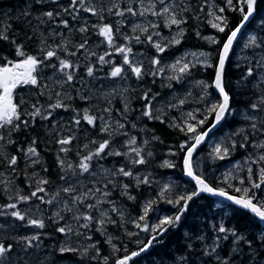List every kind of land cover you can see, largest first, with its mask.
<instances>
[{
	"label": "snow or ice",
	"instance_id": "obj_1",
	"mask_svg": "<svg viewBox=\"0 0 264 264\" xmlns=\"http://www.w3.org/2000/svg\"><path fill=\"white\" fill-rule=\"evenodd\" d=\"M45 0H35V4L44 5ZM159 5V7H158ZM205 5H209V0H203L200 5V11H204ZM226 6L233 11H238L241 14V19L239 23L232 29H229V34L227 39L223 42L222 48L218 51V59L215 65L210 62V54L205 52H191L185 53L180 58L176 59L171 64H163L161 54L165 53L167 49L174 45H180L181 41L186 32V28L183 27L187 23L188 17L185 13L190 11V5L180 3L179 0H149L147 6L144 4V0H140L139 9H135L132 6H128L120 9L118 3H113L111 7L104 8L103 5L96 6L91 3V0H70L66 7L61 8L58 11L47 10L41 12L35 19L37 21L36 25H32V14L31 5L26 8L21 15L24 17V23L28 24L29 29L32 31L31 35H28L26 39L32 40L34 37L38 40L37 53L29 54L24 50L25 45L18 42L15 35H12V24H0V41L9 42L14 46L15 56L18 59L9 60L7 57L0 55V142H6L7 144H15L16 141L11 138L12 133L19 132L21 127L27 129L31 121L35 124L36 118L39 117L41 120L47 121L53 116V111L56 109L67 110L71 107L70 104H66L64 101H71L73 97L69 92L66 91H56L55 92V102L47 105V110L43 105H40L39 101L31 104V111L25 112L22 109V105L26 102L21 98L19 102L16 100V90L23 85H40L42 80L52 81L55 86H59L60 89H64L65 85H72L74 80L77 79L76 73L81 67L79 62H74L71 59L61 57L59 53L62 51L67 56H76V53L82 49H86L88 46L87 39H84L82 43L76 45V51H70L67 47L69 41L63 38V33L56 32L54 30H47V36H45L43 31H39L41 25H44L51 21L56 24L57 27L63 26V28H69L68 19H59L57 23V18L64 14H67L73 21L79 19V14L81 11L90 13L92 16L98 17V19L103 20V12L107 11L109 14H114L117 17H124L125 13L131 16L146 17L151 14L153 17H157L163 20L166 27L171 28L176 26V34L170 39L161 40L160 33L155 31L158 27L157 24L149 21L146 24L135 23L132 26L133 33H140L145 35L146 43L150 44L156 51L157 55L153 56L149 62L148 66L145 67L143 61H138L132 59L133 49L128 44H123L119 46L115 45V35L120 31L116 28L115 31L113 26L108 23L91 25L87 22L82 24L76 31L79 33H87L89 27L98 31V34L104 38L107 42L109 48L113 49L116 53L122 55L123 60L121 64H114L111 59H105L106 56H111V52H105L98 56V64L103 67L104 65L110 66V71L107 73L105 78H119L125 80L130 71L131 75L134 76L138 81H142L145 76L153 77V83H155V77L161 76L165 73V69H170L171 73L166 77L169 81L167 85L168 88H172V81L177 83L184 80V78L191 74L192 69L196 68L197 65H203L205 67H214L215 76L212 85H208L205 81H197L196 84L205 90L210 86L214 87L220 100L211 103L205 111L204 119L198 120L195 124L188 123L184 124L173 123L170 126L178 128L180 131H185L186 135L191 133L192 135L189 139L182 142L179 147L183 151L186 149L183 164L186 175L195 181L196 190L191 191L186 195H181L175 204L179 205L176 209L175 215H166L158 220V223L149 226L148 224H143L142 222L146 220L148 214L152 209V205L155 201H149L143 205V214L138 218L131 220L137 228H140L144 232H149L150 235L146 242L137 241L139 245L138 250L127 252L125 249V254L122 257H118L114 260V264H129L134 257L140 256L142 253L150 249L155 243L158 242L159 238L166 234L172 229H176L184 216L187 214L191 202L198 198L201 194L207 193L215 196L224 198L225 200L231 202L232 205L240 208L243 211L250 212L256 218H258L262 223H264V200L259 199L255 195L254 190L261 189L264 185V139H257V135L264 137V38H260L258 35H251L243 45L244 48L259 49V55L254 57L253 60L249 61L245 68V71L241 77L235 81V88L237 90H250L254 94V99H251L246 107L249 109L245 113L244 119L248 121V127L250 132H245L244 128H240L237 133L232 135H243V141L239 143L240 148H247L249 144L254 148L259 150V154L255 159L249 155L246 158V163L250 162L248 167V177L250 181V187L236 188L237 192H242L243 195L230 196L223 188H213L210 186L201 175H196L193 171V153L196 152L197 147L205 141V139L222 123L226 122L230 116L233 115V109L231 106L232 96L229 91L226 90V86L231 83L227 79V69L226 62L229 60L230 52L233 50L234 42L237 40L238 35L243 31V29L252 22L258 10V0H226ZM115 9V11H113ZM217 11L220 15H217ZM225 12V7H218L215 5H209V11L207 15L212 17L209 20L211 27L217 29L218 32L224 33L226 28H228V19L223 15ZM47 18V19H45ZM198 18V17H197ZM17 21L20 17H16ZM118 23H123V21H118ZM257 31L264 32V18H260L257 21ZM60 35L62 37L61 43L49 44L48 40L52 37ZM195 36L200 39L210 41L213 44L219 43V41L214 36H202L199 30L195 31ZM154 37L156 39H154ZM124 40H135L136 43H141V35L137 34L134 36L124 35ZM191 56L193 60L189 61L186 59L187 56ZM90 56H96L95 52H89L85 59L87 60ZM203 57V59H201ZM55 58L58 61L57 64L51 63ZM247 59V58H245ZM127 66V71L125 69ZM239 67V65H237ZM45 68H51L53 76L43 77V71ZM96 65L86 64L85 71L87 77L95 78ZM83 82V78H80ZM249 85L251 88L249 89ZM87 87V85H84ZM49 88L48 84L43 85V89L47 90ZM42 90L40 95H44L45 91ZM130 89L125 87L119 91V95L127 100L125 93L129 92ZM134 91V90H133ZM117 94V89L113 88L109 93L104 95L105 99L109 96ZM77 95L82 100H90V95H85L82 91L77 90ZM160 93H153L152 89L142 91L139 99L144 101V106L141 111L142 117H147L150 120H160L163 121L161 115H157L154 112L156 107L155 101L160 97ZM191 95V93H189ZM49 100L53 99L52 94L49 92ZM205 97H201L204 99ZM111 104V101H108ZM185 99H179L177 103L169 102L166 106L170 108L177 107L178 105H183ZM77 112L75 116L72 117V123L75 126H79L81 119L87 122V124L96 127V121L99 119L100 127L99 131L108 136L107 139H102L99 142L92 139L90 143L95 147L89 149V145H83L86 150V154L81 155L77 152L79 157L78 163L75 165L72 162H68L66 158H62L60 153H64L65 157L68 152L71 151L68 145L75 139L74 136L68 135L66 137H61L55 142L60 145L59 152L57 153L56 160L58 167L61 172L64 173L60 176V180L66 182L67 186L58 188L55 193L49 194L47 191V185L50 181L46 178L39 177L38 174L33 171L31 176L24 171L25 182L29 187L33 186V178H35L34 190L28 195L21 194V190L14 186L13 180L10 178L12 174L19 175L17 172V164L19 157L17 155H5L0 156V163H5L6 167L10 169V172H0V185H3L6 191L15 188L12 195L8 196L9 203L0 205V216L2 217H12L15 220L24 222L23 226L33 227L35 229H45L46 223L45 219L50 221L52 224H59L60 221L65 220V215L63 213H68L70 215V220L77 223V227L73 228L71 223L65 222L62 226L55 229L56 232L64 234L68 237L61 246L58 248L60 253H79L82 257H88L90 260H96L100 257V248L98 243H92L88 246H71V235L77 237L82 236L84 233L81 229H90L93 224L96 226V231L100 232L102 236H106V243L112 245L113 253L120 251L119 248L113 243V237L108 234L106 225H117L119 224L116 219H113L110 213L115 214L120 217L123 221L125 216V209L122 206L117 205V201L112 199V191L118 190L122 197H126L128 200H135L136 197L131 194L130 189L132 185L130 183H123L117 179V177L132 178L135 181V186L139 187L140 184H149L151 181L147 176L143 179L138 174L133 172V167L136 165H145L147 163L146 157L143 154L142 147H137V137L128 136L126 130V125L130 124L131 128L135 129L137 123L130 121L128 119L129 113L132 111L128 102L124 103L123 111L120 112L124 122L121 120H113L111 117L112 108L106 107L102 111L108 113V119H105L104 115L96 116L90 113L89 108L83 109V115ZM157 111L162 112L163 107L157 109ZM199 111V109H197ZM26 114L29 119H23L22 115ZM209 115L213 116L211 124L204 130L198 131V126L205 125L208 122ZM187 116L192 120H195V116L192 112L187 113ZM56 127L55 122H53V128ZM123 136L128 137L124 140L123 146L127 149L126 151H121L118 148H113L115 143V137ZM250 137H253L250 139ZM231 139V137H229ZM153 140H159V137L153 135ZM191 141V143L189 142ZM144 145L149 143L145 140ZM37 141L34 138L31 144L27 148L18 149L23 153L24 157L30 161L31 165L42 164V157L37 151L36 147ZM237 147V142L235 139H231L230 146H223L222 144H217L213 149L214 158L220 160L225 159L235 151ZM171 154V153H170ZM108 156L115 157H125L127 160L128 167L121 165L114 168H105L102 164H99V160L104 159ZM147 156L151 157L152 152H147ZM35 159H32V158ZM97 161V166L93 168V161ZM251 164H260L258 170V181H253L252 175L253 170L250 166ZM162 166L168 168L173 167L168 160L163 162ZM47 167H43V171L47 172ZM71 172V179L69 178L68 172ZM89 174L92 177V186L87 187L80 183V178L83 174ZM100 176L103 182L97 180V176ZM243 183V180L241 181ZM165 189L169 188V185H164ZM111 189V190H110ZM61 193L65 194L61 198ZM35 198L39 201L36 208L39 210L40 204L53 205L54 203L62 205V207L57 208L56 211L52 212L47 218L41 213L39 216L34 217V213L31 208L21 211L18 205L22 202H28ZM14 201V202H11ZM94 201V202H89ZM172 204V200L167 201ZM109 205L108 209L102 207V205ZM81 208L84 211H81ZM215 210L221 215H226L232 211V208L220 201L216 204ZM94 213H96L94 215ZM83 221V223H80ZM4 226L0 224V229ZM216 235L213 239L211 245H205L202 251L195 253L193 246L191 244L186 245L190 250L189 256H181L179 259L182 264H209V261H213L214 264H264V232L253 235L249 238V235L238 232L235 228H227L223 223L215 229ZM223 234V235H220ZM43 233L36 231L33 234L13 237L15 243H5L0 239V264H31L32 257L28 256L29 249H40L42 246ZM128 235H133V233H128ZM138 235V234H136ZM231 237V243L228 249V254L222 256L220 254V249L222 248L221 241H229ZM91 240V236L87 237ZM197 239L203 241L205 238L203 236L197 237ZM19 245L21 251L24 255L12 256L16 246ZM90 249L94 251V255L90 254ZM28 257L25 259V257ZM109 256H103L102 259L104 264H107ZM39 261V257L36 258ZM39 264H43L40 261Z\"/></svg>",
	"mask_w": 264,
	"mask_h": 264
},
{
	"label": "trees",
	"instance_id": "obj_2",
	"mask_svg": "<svg viewBox=\"0 0 264 264\" xmlns=\"http://www.w3.org/2000/svg\"><path fill=\"white\" fill-rule=\"evenodd\" d=\"M69 2L70 0H45L44 5H37L35 4V0H0V24L11 23L13 29L11 34L15 35L18 42L25 45L24 50L27 53L36 54L38 51V40L35 37L32 40L26 39L28 35L32 34V31L29 29L28 24L24 23V17L21 13L28 8L29 5H31L32 7L30 10L32 14V25H36L37 21L35 18L41 12L47 10L58 11L61 8L66 7ZM166 2H168V0H166ZM179 2L190 5V11L185 13L188 17L187 23L183 25V27L186 28V32L180 45H174L167 49L165 53L161 54L162 65L170 64V61L174 57L180 56L183 52L185 53L196 50L209 53L210 62L215 65L218 59V51L222 48L223 42L227 39L229 29L234 28L239 23L241 14L238 11H233L228 8L226 6V0H209V5L225 7L223 15L227 17L229 27L226 28L224 33H220L217 29L212 28L209 23V20L212 19V17L207 15L209 5H205L203 12L200 11V5L203 3V0H179ZM91 3L98 7L103 5L105 9L111 7L113 3H118L121 10L128 6H132L135 9H139L140 7V0H91ZM148 3L149 0H144L145 6H147ZM234 3H236V0H234ZM113 11H115V9ZM103 15L104 19L100 20L98 17L92 16L90 13L81 11L79 19L76 21H73L67 14L57 18V23L59 19H68L69 28H63V26L57 27L56 24H53L51 21L40 26L39 31H43L45 36H47V30H54L56 32L63 33V38H66L67 41H69L67 47L70 51H76V45L82 43L84 39H87L88 46L86 49L78 51L76 56L66 57L64 52L61 51L59 53L61 57L71 59L74 62H79L81 65L76 73L77 79L74 80L72 85H65L63 90L60 89L59 86H55L52 81L48 80H42V83L36 86L23 85L16 90V100L19 102V100L23 98L26 103L22 105V109L25 112L31 111V104H34L37 101H39L40 105H43L45 109H47L48 104L55 102L56 91H66L71 94L73 99L71 101L65 100L64 102L66 104H70L71 107L67 110H54L53 116L47 121L41 120L37 117L35 124H32L30 121L27 129L22 126L19 132H14L11 135V138L16 141L15 144L0 142V156L17 155L20 158L16 166L17 172L20 174H12L10 178L13 180L14 186L21 190V194L28 195L35 187V178H33L32 187H29V185L25 182V176L23 174L24 171H27L29 176H31V173L35 171L39 177L48 179L50 183L47 185V191L49 194L55 193L58 188L66 185V182L60 180V176L64 173L61 172V169L57 164L56 156L59 152L60 145L55 141L68 135L75 137L71 144L67 146L71 149V151L67 153L66 157L64 153H60L62 158H66L68 162H72L75 165L79 161V157L76 153L80 152L81 155L86 154V150L83 148V145L88 144L89 149H92L95 147L90 143L92 139L99 142L102 139L108 138L106 134L99 131V119L96 121V127L87 124V122L83 119H81L79 126H75L72 123V117L75 116L77 112H74L73 109H76L82 116L83 109L89 108L91 114L96 116L104 115L105 119H108L109 114L104 113L102 110L106 107H111L112 119L124 122L120 116V112L123 111L124 103L128 102L130 108L132 109L128 115V119L136 122L137 127L133 129L130 124H127L126 130L129 137H137L136 146L142 147L143 154L147 160L145 165H136L132 170L135 174H138L141 179L147 176L151 183L140 184L139 187H136L135 181L132 178L117 177L119 181L123 183H130L132 185L130 191L131 194L136 197L135 200H128L126 197H122L118 190L112 191L111 198L117 201L118 206H122L125 209V216L123 221H121L120 217L111 213L114 219L117 220L118 225L122 223L123 226L114 225L112 230L110 226L106 225V228L108 234L113 237V243L120 249V251L113 253L112 245L106 243L107 237L102 236L100 232L96 231V226L93 224L90 229H81L84 233L82 236L77 237L74 234L71 235V246L82 247L99 242L98 247L100 248V257L96 260H90L88 257H82L79 253H60L58 248L66 239H68V237H65L64 234L56 232L55 229L62 226L66 220L71 223L73 228L77 227V223L70 220L71 214L63 213L65 217L69 218H65V220L60 221L59 224H52L50 221L45 219L46 228L43 231H40L43 233L41 237V248L28 250V256L32 257V261L35 262V264H39L40 261H43V264H104L102 259L103 256L110 257L107 264H114V260L116 258L122 257L125 254V249L128 253H130L131 251L138 250V240L143 242L147 241L150 233L140 231L139 228L130 222V218L132 216H134V218H138L143 214V205L145 203L155 201L152 205V209L154 210H151L146 220L142 222V225L146 223L151 226L156 224L154 221H158L166 215H175L176 209L179 207V205L175 204V201L181 195H186L191 191L196 190L194 183L186 177L184 169L183 158L186 149L182 151L179 147V145L186 139H189L192 134H185L186 126L185 131H180L178 128L171 127L170 125L173 123H180L183 125L185 121L195 124L198 120L204 119L205 113L201 114L200 119L195 120L189 118L187 113L190 112L189 107L192 105H196L201 108V105L204 104L203 99H201V97H204V92H201V88H199L196 82L205 81L208 85H212L215 76V68L197 65L196 68L192 69L191 74L186 76L181 82L177 83L172 81V88L165 86L169 83L166 77L172 74L171 70L167 68L165 69V73L163 75L155 77V83H153V77L151 76H145L142 81H138L131 75L130 71H128V75L125 80H121L119 78H105L107 73L110 71V66L106 64L101 67L98 64V56L104 54L105 52H111V56H106L105 59H111L114 64L118 65L122 63V55L109 48L107 42L98 34L97 30L89 27V31L87 33H79L76 29H78L85 22H87L89 26L108 23L113 26L114 31L116 28H119L120 31L115 35L114 46L128 44L133 49L134 55H132L131 58L143 61L145 67H147L149 60L153 56L157 55V53L150 44L144 42V34L132 32V26L135 23L146 24L149 21L161 24L163 23V20L153 17L151 14H148L146 17H133L130 14L125 13L124 17H117L114 14H109L105 11L103 12ZM217 15H220L218 11ZM16 17H20V20L17 21ZM260 18H264V0H258L257 13L252 22L248 23V25L244 28L234 52L226 65L227 79L231 82L226 86V90H228L232 96L231 106L233 109V115L219 126L214 133V136L220 135V137L224 139V146H230L231 139H235L237 147L235 151L231 152V154L223 160L214 157L213 160L206 158L203 169H198L194 166L196 173L201 175L212 187L216 189L223 188L228 193L240 196L243 195V193L237 192L235 190L236 188H243V183L250 187V181L247 179L249 175L248 168L247 172L242 169L244 177H232L227 175L225 172L223 174V172L219 171L218 167L222 162H227L229 160L233 162L239 158H243L244 156L251 155L255 151L250 144L247 148H240L239 143L243 141V135L232 134L237 133L240 128H244L245 132L251 131L248 127V121L244 119V115L249 111L246 105L251 99H254V94L250 90H237L234 82L241 77L249 61L259 55V49H246L243 47V44L245 43L247 35L255 34L259 37H264V32L257 31V21ZM121 20L123 23H118V21ZM172 27L176 28V26ZM157 28H159V30H168L166 27L163 28L162 25H158ZM159 30L155 29V31ZM196 30H199L202 36H214L219 43L213 44L210 41L200 39L195 36ZM137 34L141 35V43H136L134 39L125 41L123 38L124 35L134 36ZM175 34H172L169 39ZM159 38L161 40H166L163 37ZM154 39L156 38L154 37ZM61 42L62 37L60 35L52 37L48 40L49 44ZM89 52H95L96 56H90L86 60L85 57ZM0 55L7 57L9 60L18 59V57L15 56L14 46L9 42L0 41ZM51 63L58 65V61L55 58H53ZM88 63L96 65L97 70L95 72V78L87 77L86 75L85 65ZM237 65H239V67H237ZM125 69L127 71V66H125ZM42 75L43 77L53 76L52 69L45 68ZM80 78H83V82ZM44 84L49 85L47 90L43 89ZM84 85H87V87H84ZM125 87L130 89L129 92L124 94L125 97H127V100L118 94L119 91ZM113 88L117 89V94H113L112 96H109L108 99H105L104 95L109 93ZM149 88L152 89L153 93L159 92L161 94L160 97L157 98V101L154 102L156 105L154 112H156L157 115H161L164 122H161L160 120H150L147 117L141 116L144 101L140 100L139 97L142 95L143 90H147ZM250 88L251 85H249V89ZM207 89L214 94L217 101L220 100V97L217 96V93L212 86ZM42 90L45 91L44 95H40ZM77 90L82 91L85 95H90L91 99H80L77 95ZM49 92L53 96L52 100H49L48 98ZM189 93H194L196 98H194L195 95L192 96L189 95ZM179 99H185L186 102L183 105H178L174 108L166 106L169 102L177 103ZM109 100L111 101V104H109ZM161 107H163V111H157V109H160ZM117 110H120V112ZM22 118L30 120L26 114H23ZM212 119L213 116L209 115L208 122L205 125L198 126L197 130L204 131L211 124ZM53 122L56 124L55 128H53ZM153 135L159 137V140H153ZM229 137H231V139ZM34 138L37 141V151L42 157V164H36L33 166L18 149L27 148ZM126 138L128 137H115V143L112 147L118 148L121 151H126L127 149L123 146V142ZM252 138L253 137H250V139ZM255 138L264 139V137H260L259 135ZM145 140L149 141L147 145H144L143 143ZM189 142L191 143V141ZM204 149L205 147L201 146L197 150V154L201 153ZM149 151L152 152L151 157L147 156V152ZM32 159L35 158L33 157ZM165 160H168L171 164H173V167L168 168L166 166H162ZM99 164H102L105 168H114L121 165L128 167L127 160L123 156H108L99 160ZM253 165H255V167L252 168V179L253 181H258L259 164ZM253 165L251 164L250 166L252 167ZM44 166L47 167V172L43 171ZM96 166L97 161L94 160L93 168L95 169ZM0 172L8 173L10 172V169L6 167L5 163H0ZM68 175L71 179L70 170ZM97 180L103 182L99 175L97 176ZM168 180H172L177 184L171 188L165 189V181ZM242 180L243 183H241ZM80 183L82 185L88 183L92 184V177L85 173L80 178ZM14 191L15 188L6 191L3 185H0V205L9 203L10 201L8 200V196L12 195ZM254 191L255 193L260 194L264 199V185H262L261 189ZM62 195L63 193H61V198L63 197ZM168 200H172L173 203L169 204L167 202ZM30 202H32L31 204L34 203V207L31 205H28L27 208L22 207L23 204H30ZM217 203H219V201L216 198H212L205 194L196 198L193 202H191V206L187 214L184 216L180 225L176 229H172L162 235L158 242L150 247L148 251L142 253L138 257H134L129 264H182L179 259L181 256L194 254L190 253V250L186 247V245L191 244L195 253L202 251L205 245H211L215 235L217 234L213 227L215 224L218 227V223H220L223 219L227 228H235L238 232L249 235V238L255 234L264 232V225L250 212L243 211L234 205L228 204L232 208V211L226 215H221L215 210ZM38 204L39 201L33 198L31 201L20 203L18 208L21 211L31 208L33 213H37L38 215L42 213L44 217L47 218L52 214V212L56 211L57 208L62 207V205H58L56 203L53 205L40 204L38 210L36 208V205ZM104 205L106 206L105 209L109 208L107 204ZM81 211H84V209L81 208ZM159 211L161 212V216L155 219V215ZM95 214L96 213H94V215ZM4 218L5 217L0 216V221ZM6 218L14 221L11 223L7 221L6 224H3L4 227L0 229V239H2L5 243H15L13 237L33 234L32 232L19 234V230H17V227L14 226V222L18 224H22L24 222L15 220V218L10 216ZM151 222L154 223L151 224ZM80 223H83V221ZM213 232H215L214 235H212ZM128 233H133V235H128ZM88 236H91L92 239L88 240ZM199 236H203L205 239L203 241L197 239ZM230 243L231 237L229 238V241H221L222 248L219 251L222 256H226L228 254ZM20 249L19 245L15 248V250ZM90 254L94 255L95 253L90 249ZM37 257H39V261H37ZM209 264H214V262L209 261Z\"/></svg>",
	"mask_w": 264,
	"mask_h": 264
},
{
	"label": "rangeland",
	"instance_id": "obj_3",
	"mask_svg": "<svg viewBox=\"0 0 264 264\" xmlns=\"http://www.w3.org/2000/svg\"><path fill=\"white\" fill-rule=\"evenodd\" d=\"M155 24H157V25H162L163 28L166 27V26L164 25V23H161V24L155 23ZM166 28H167L168 30H164V29L159 30V28H156V30H159V31H157V32L160 33V37H163L164 39H169L170 35H172L173 33L175 34L177 30H175V29H176L175 27H171V28L166 27ZM250 36H251V34L246 36V38H245V43H247V41H248V39H249ZM260 38H264V37H260ZM245 43H244V44H245ZM244 44H243V45H244ZM191 52H197V53H199V52H201V51H191ZM191 52L188 51V52H185V53H191ZM185 53L181 54V55L178 56V57H174V58L170 61V64L173 63L176 59L180 58V57H181L182 55H184ZM186 59L189 60V61L193 60V58H192L190 55L187 56ZM201 59H203V57H201ZM196 87H197V86H196ZM199 88H201V87L199 86ZM199 90H200V89H199ZM201 92H202V93L204 92V97H205V98L203 99V103H204V104L201 105L202 107L200 108V107H198V106H196V105H192L191 107H189L190 112L193 113V115L195 116L196 119H200V118H201V114H204V113H205L206 108H207L211 103L217 101V99H216V97L214 96V94H213L211 91H209L208 89H206V92H205V90H203V89L201 88ZM191 95L194 96L195 94H194V93H191ZM194 98H196V95H195ZM197 109H199V111H197ZM208 141H209L208 144L205 145V150L202 151V152L199 153V154H196V155L194 156V158H193V164H194V166H195L196 168H198V169H203L204 164H205V158H206V156H208L209 159H212V160H213V157H214V155H213V149L215 148V146H216L217 144H222V145H223L224 139H222V138L220 137V135H216V136H213V138H212V139H209ZM223 146H224V145H223ZM209 154H210V155H209ZM258 154H259V150H258V149H255V152L251 154L252 159H255L256 156H257ZM212 155H213V156H212ZM246 158H247V157H246ZM246 158H245L244 160H240V161H236V160H235V161L231 162V160H229V161H227V162H222V163L220 164V166L218 167V169H219V171L223 172V174H224V172H225L227 175L232 176V177H244V173L242 174V169H243L245 172H247V168L249 167V164H250V162H248V163L245 162V161H246ZM230 162H231V163H230ZM252 165H253V164H252ZM254 167H255V165L252 166V168H254ZM259 167H261L260 164L258 165V170H259ZM241 175H243V176H241ZM165 182H166L165 185H169V188H171V187H173L174 185L177 184V183L173 182L172 180H168V181H165ZM243 185H245V183H243ZM243 185H242V186H243ZM65 186H67V184H66ZM84 186L91 187L92 184L88 183V184H84ZM64 195H65V194H63L62 196L64 197ZM263 200H264V199H263ZM90 202H94V201H90ZM28 205H29V204H23L22 207L27 208ZM102 207L105 208L106 206H105V205H102ZM107 208H108V207H107ZM110 214H111V213H110ZM7 221H8L9 223H11V222H13L14 220L11 221V219H10V220H9V219L7 220V219L4 218V219H2V220L0 221V224H6ZM21 225H22V224H18V223H15V222H14V226H16L18 229H19V227H21ZM22 230H23V229H22Z\"/></svg>",
	"mask_w": 264,
	"mask_h": 264
},
{
	"label": "bare ground",
	"instance_id": "obj_4",
	"mask_svg": "<svg viewBox=\"0 0 264 264\" xmlns=\"http://www.w3.org/2000/svg\"><path fill=\"white\" fill-rule=\"evenodd\" d=\"M174 34V33H173ZM171 36V35H170ZM197 51V50H196ZM183 52V51H182ZM184 53V52H183ZM181 54V53H180ZM214 88V87H213ZM215 90V89H214ZM216 92V91H215ZM223 124V123H222ZM219 128V127H218ZM217 128V129H218ZM217 129H215L213 132H212V134L207 138V140L204 142V143H202V144H200L198 147H197V150L201 147V146H204L205 147V145H207L208 144V140L209 139H212L213 138V136H214V133L216 132V130ZM197 150H196V152H194V155H193V158H194V156L197 154ZM205 150V149H204ZM203 150V151H204ZM255 152V151H254ZM253 152V153H254ZM249 155H247V156H244L243 158H239V159H237L236 161H240V160H244L246 157H248ZM206 158H208V156H206ZM205 158V159H206ZM242 187H249L248 185H243ZM172 194H173V192H172ZM205 195H208V196H210V197H212V198H216V197H214V196H212V195H210V194H207V193H204ZM202 195V194H201ZM200 195V196H201ZM255 195L257 196V197H262L260 194H258V193H255ZM199 196V197H200ZM237 196H240V195H237ZM32 202H30V204L29 205H31L32 207H34V203L33 204H31ZM167 204V203H166ZM109 206V205H108ZM35 215H34V217L33 218H36V216H39L37 213H34ZM111 215V214H110ZM112 216V215H111ZM156 217H155V219L157 218V217H159V216H161V212L159 211L156 215H155ZM65 218H69V217H65ZM112 218L114 219V217L112 216ZM5 219H7L6 217H5ZM134 219H136V218H134V216H132L131 218H130V221L131 220H134ZM8 220V219H7ZM10 220V219H9ZM66 222H67V220H66ZM155 223H157L158 221L156 220V221H154ZM154 222H151V224L152 223H154ZM45 223H46V220H45ZM221 223H223L224 224V226H225V223H224V219L220 222V223H218V227H219V225L221 224ZM262 223V222H261ZM263 225H264V223H262ZM108 226H110L111 227V229L113 230V226L114 225H111V224H109ZM226 227V226H225ZM214 229H216L217 228V226H216V224H215V226L213 227ZM23 229V230H22ZM139 230L140 231H142L140 228H139ZM19 231L20 232H24V233H34V232H36V231H40V230H38V229H35V228H33V227H25V226H23V223H22V225H21V227H19ZM214 233L215 232H213L212 233V235H214ZM223 235V234H222ZM81 260H82V258H81Z\"/></svg>",
	"mask_w": 264,
	"mask_h": 264
},
{
	"label": "water",
	"instance_id": "obj_5",
	"mask_svg": "<svg viewBox=\"0 0 264 264\" xmlns=\"http://www.w3.org/2000/svg\"><path fill=\"white\" fill-rule=\"evenodd\" d=\"M244 30V29H243ZM242 33V32H241ZM241 33L238 35V38H237V40L234 42V46H233V50L230 52V55H229V59H230V57H231V55H232V53H233V51H234V48H235V46H236V44H237V41H238V39H239V37H240V35H241ZM229 61V60H228ZM228 61L226 62V65H227V63H228ZM215 89V88H214ZM215 91H216V93L218 94V92H217V90L215 89ZM217 129V128H216ZM212 134V133H211ZM210 134V135H211ZM209 135V136H210ZM208 136V137H209ZM207 137V138H208ZM207 138L205 139V141L207 140ZM204 141V142H205ZM204 142H202V143H204ZM201 143V144H202ZM193 155H194V153H193ZM193 171H194V169H193ZM194 173H195V171H194ZM196 174V173H195ZM196 175H198V174H196ZM188 177V176H187ZM190 180H192L190 177H188ZM203 178V177H202ZM204 179V178H203ZM193 182H194V184H195V181L194 180H192ZM206 181V180H205ZM207 182V181H206ZM208 183V182H207ZM209 184V183H208ZM210 185V184H209ZM211 186V185H210ZM211 195V194H210ZM228 195H230V196H237V195H232V194H230V193H228ZM212 196H214V197H216V198H219V199H222V200H224V201H226V202H228V203H231V202H229V201H227V200H225L224 198H221V197H219V196H215V195H212ZM237 197H239V196H237Z\"/></svg>",
	"mask_w": 264,
	"mask_h": 264
},
{
	"label": "flooded vegetation",
	"instance_id": "obj_6",
	"mask_svg": "<svg viewBox=\"0 0 264 264\" xmlns=\"http://www.w3.org/2000/svg\"><path fill=\"white\" fill-rule=\"evenodd\" d=\"M259 199H261V200H263V198L262 197H259ZM46 228V227H45ZM17 230H19L18 228H17ZM38 230H40V231H43L44 229H38ZM39 231V232H40ZM21 233H24V232H20L19 231V234H21ZM28 235V234H27ZM17 255H24L23 254V252L21 251V249L20 250H15L14 252H13V254H12V256L13 257H15V256H17ZM27 258V256L25 257V259ZM31 264H35V262H31Z\"/></svg>",
	"mask_w": 264,
	"mask_h": 264
}]
</instances>
